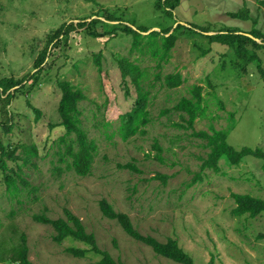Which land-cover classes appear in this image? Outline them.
<instances>
[{
  "label": "rangeland",
  "instance_id": "1",
  "mask_svg": "<svg viewBox=\"0 0 264 264\" xmlns=\"http://www.w3.org/2000/svg\"><path fill=\"white\" fill-rule=\"evenodd\" d=\"M158 1L162 0H1L0 81L32 71L56 29L84 16L111 15L120 29L119 22H124L149 30L142 44L134 46V37L120 29L96 38L77 27L52 50L35 90L21 88L10 104L0 97V139L12 148L22 144L38 148V156L28 165L8 161L28 182H19L18 191L7 189L0 171V264H19L14 258H19L23 236L34 264L98 261L101 256L94 251L84 257L71 254L70 247L89 246L72 237L57 243L54 227L33 218L43 213L65 218V209L80 217L99 246L124 264H181L155 253L116 220L106 218L99 206L103 198L127 213L142 234L161 241L177 239L196 264H208L212 257L216 264H264V212L256 218L234 216L231 195L248 193L264 199V160L247 155L232 166L221 159L220 172L203 171L207 143L194 136V130L179 126L186 122L174 108L182 97L191 96L194 85H202L205 114L195 130L229 129L228 142L236 149L264 150V44H255L253 40L262 43L263 38L250 33L256 19L264 34V0H178L174 7L169 3L157 7ZM245 7L253 19L228 15ZM169 28L177 40L165 60L161 30ZM94 30L104 31V26L95 24ZM220 30L253 40H246L241 50L238 45L211 42L208 34ZM151 31L156 36L145 35ZM157 41L158 55L153 46ZM96 55L101 56V65ZM124 59L144 71L142 87L149 92L151 118L145 133L128 140L121 133V116L133 108L138 92L123 80ZM175 72L184 77L178 88H168L158 79L159 73L164 77ZM65 79L87 95L80 103L83 125L99 145L88 176L54 170L66 165L60 161L66 144L60 141L65 130L57 111L61 99L57 81ZM35 108L40 109V118ZM4 115L10 118V132ZM130 163L138 170L126 167ZM199 173L202 179L191 184Z\"/></svg>",
  "mask_w": 264,
  "mask_h": 264
},
{
  "label": "trees",
  "instance_id": "2",
  "mask_svg": "<svg viewBox=\"0 0 264 264\" xmlns=\"http://www.w3.org/2000/svg\"><path fill=\"white\" fill-rule=\"evenodd\" d=\"M166 3H169L171 7H174L177 5L178 0L158 1L156 6L162 7ZM228 15L233 18H240L243 20H249L252 18L247 7L237 12H228ZM103 17L104 16L99 15V13L91 14L80 18L78 23H64L61 27L56 29L53 35H51L48 45L42 50L39 57L36 59L35 68L32 71L23 75L21 78L10 76L5 77L0 81V97L8 99V104H10V99L14 97L15 94L21 90V88L28 86L31 90H35L38 86L40 75L44 71V67L49 64V62L47 64L46 61L47 58L52 55V50L57 44L62 42L63 38H66L67 40L71 31L75 28H86V30H90V33L96 38H101L108 34L112 35L120 29L117 25L118 23H115L117 20L116 18L111 15H107L105 18ZM253 20L255 27L250 33L257 39L263 38L262 43L256 42L250 36L243 35V37L242 34L231 31L228 32L226 30L215 31L216 33L214 34H208L209 39L211 42H220L231 47L238 45V49L240 50L245 46L247 42L246 40L249 39H252L257 45H263L264 34L256 27L257 20ZM95 24H102V26H104V31L97 32L94 30ZM106 24H108V26H106ZM119 24H121V31L128 36L134 37V46L142 44L144 32L149 30L141 28L134 29L124 22H119ZM161 33L163 48L161 58L166 60L167 57H170V51L175 46L177 36L174 32H171V28L161 30ZM145 35L156 36V32L151 31L149 34ZM153 46L155 47V54L158 55V41L156 45ZM100 57V55H96V60L99 65H101ZM159 66L161 67L162 64L159 63ZM121 68L124 82L134 84L138 92L133 108L121 116V133L123 139L128 140L130 137L138 133H145L144 128L151 121L149 111V92L144 91L142 87L144 71L141 70L139 65L132 63L128 59H124L121 63ZM158 79H161L168 88H178L184 83V77L181 72L169 73L164 77H162L159 73ZM29 80H32L31 84H29ZM57 82L61 91V99L57 108L60 118L59 124L65 130L64 135L60 137V141L66 144V151L64 153H60L59 155L60 161L64 162L66 165L65 168L61 165H56L54 170L58 174H63L65 171H74L80 176H88L91 174L95 158L99 151V145L94 139L89 137L88 132L85 130L83 125V112L80 103L83 100H86L87 95L82 88L74 85L69 80H58ZM203 89L204 87L202 85H194L190 89L191 96L182 97L174 106L176 111L183 114V120L186 122L185 124L179 126L194 130L193 135L206 141L207 143L206 145L209 148V152L201 165L202 170L212 169L215 172H220L221 159H226L227 163L232 166L239 165L243 158L247 155H252L264 160V150L261 148L252 149L250 147H243L238 150L231 145L228 142L229 129L212 128L211 131L195 130V123L205 114V107L203 106ZM28 103L31 105L29 100ZM220 104H222V101H220ZM36 112L38 113V118H40V109H36ZM4 116L7 118L4 121V127L6 132H10L12 130L11 124L8 123L10 118L7 115ZM0 125L2 124L0 123ZM157 148L159 150L161 149L159 144H157ZM20 149L22 150L21 155L18 154ZM37 156L38 148L36 145L22 144L12 148L11 145L4 144L0 139V171L4 175L7 189L10 192L19 190V182H22L24 185H27L28 182L23 177L21 172H17L9 167L8 161L23 160V164L28 165L32 163L33 158ZM126 167L138 170L132 163L127 164ZM18 168V170L22 171L21 165L18 164ZM159 177L165 180L164 176ZM200 179H202L201 173L195 177L191 184H195ZM231 195L236 204L232 209V214L234 216L240 217L247 214L250 217L256 218L264 212V199L248 193L233 192ZM99 206L102 214L106 218L116 220L130 237L151 246L155 253L181 264H196L194 258L180 246L177 239L169 238L167 241H161L153 235L142 234L134 225L131 217L127 213L117 211L113 204L106 198L100 200ZM64 212L66 215L65 218L60 217L53 219L45 213L34 215L33 218L37 222L50 224L54 227L55 234L53 236V240L57 243H62L68 237H72L75 240L82 241L87 244L89 248L70 247L67 250L71 254L80 257L86 256L89 251H94L101 256L98 261L90 264H124L123 262L115 259L109 251L104 250L99 246L96 235L87 231L80 217L76 216L69 209H65ZM18 251L19 258L17 255V257L14 258V261L19 260V264H34L29 259V247L26 244V238H24V236L22 249ZM215 261V258L212 257L208 264H216Z\"/></svg>",
  "mask_w": 264,
  "mask_h": 264
}]
</instances>
